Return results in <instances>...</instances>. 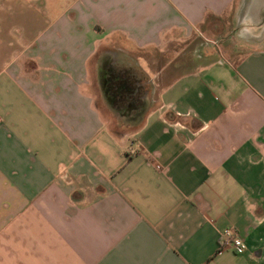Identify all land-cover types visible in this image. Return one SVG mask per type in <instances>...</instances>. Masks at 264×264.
<instances>
[{"label":"crops","instance_id":"obj_1","mask_svg":"<svg viewBox=\"0 0 264 264\" xmlns=\"http://www.w3.org/2000/svg\"><path fill=\"white\" fill-rule=\"evenodd\" d=\"M0 264H264V0L0 3Z\"/></svg>","mask_w":264,"mask_h":264},{"label":"built area","instance_id":"obj_2","mask_svg":"<svg viewBox=\"0 0 264 264\" xmlns=\"http://www.w3.org/2000/svg\"><path fill=\"white\" fill-rule=\"evenodd\" d=\"M224 245L229 246L237 255H242L247 251L245 240L235 234L232 230H227L223 234Z\"/></svg>","mask_w":264,"mask_h":264},{"label":"flooded vegetation","instance_id":"obj_3","mask_svg":"<svg viewBox=\"0 0 264 264\" xmlns=\"http://www.w3.org/2000/svg\"><path fill=\"white\" fill-rule=\"evenodd\" d=\"M113 89H114V85H110L109 88H107L106 90H104V93L107 95V92L108 91L112 92ZM118 94H119V92L115 95V103H114V106H116V102L118 101L117 98H116V96L117 97L119 96ZM108 95L110 96V94H108ZM116 108L117 109H120V107H118V106H116ZM140 112H141L140 106H136V105L133 104V105H130L129 107L123 108L122 115L124 117L128 118L129 120H134L139 115Z\"/></svg>","mask_w":264,"mask_h":264},{"label":"rangeland","instance_id":"obj_4","mask_svg":"<svg viewBox=\"0 0 264 264\" xmlns=\"http://www.w3.org/2000/svg\"><path fill=\"white\" fill-rule=\"evenodd\" d=\"M4 1H5V0H0V3H3ZM31 1H33L35 5H37L38 7H40V5H42V3L44 4V2H46V1H50V0H31ZM212 28L215 29L213 25H212ZM216 38H217V39H215L214 41L219 40V37H218V36H217ZM196 54H199V52H196ZM160 57H161V56H160ZM163 57L166 58V55L163 56ZM165 58H163V62H164V63H166ZM161 59H162V58H161ZM161 64H162V63H161ZM176 66H179V65H176ZM185 70L187 71V70H189V69H186V68H183V67H179V68H176V69H174V68H170V69L167 70V72H169V73L175 72V74L178 75V73L183 72V71H185ZM112 118H113V117H112Z\"/></svg>","mask_w":264,"mask_h":264},{"label":"water","instance_id":"obj_5","mask_svg":"<svg viewBox=\"0 0 264 264\" xmlns=\"http://www.w3.org/2000/svg\"><path fill=\"white\" fill-rule=\"evenodd\" d=\"M262 4V3H261ZM256 17H258L257 15H256Z\"/></svg>","mask_w":264,"mask_h":264}]
</instances>
